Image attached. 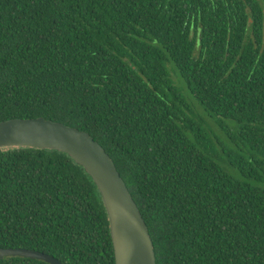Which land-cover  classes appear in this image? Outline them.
<instances>
[{"label": "trees", "instance_id": "obj_1", "mask_svg": "<svg viewBox=\"0 0 264 264\" xmlns=\"http://www.w3.org/2000/svg\"><path fill=\"white\" fill-rule=\"evenodd\" d=\"M37 116L112 158L155 264H264V0H0V121ZM0 247L115 264L57 150L0 148Z\"/></svg>", "mask_w": 264, "mask_h": 264}, {"label": "water", "instance_id": "obj_2", "mask_svg": "<svg viewBox=\"0 0 264 264\" xmlns=\"http://www.w3.org/2000/svg\"><path fill=\"white\" fill-rule=\"evenodd\" d=\"M19 146L66 153L90 176L108 217L115 264H155L152 240L135 201L112 158L88 132L43 116L1 120L0 148ZM4 256L63 264L30 248L0 247V259Z\"/></svg>", "mask_w": 264, "mask_h": 264}, {"label": "rangeland", "instance_id": "obj_3", "mask_svg": "<svg viewBox=\"0 0 264 264\" xmlns=\"http://www.w3.org/2000/svg\"><path fill=\"white\" fill-rule=\"evenodd\" d=\"M215 128V127H214ZM216 131H218V129L215 128ZM264 166V165H263ZM262 173V171H261ZM263 185H264V174L262 175V182H261Z\"/></svg>", "mask_w": 264, "mask_h": 264}]
</instances>
